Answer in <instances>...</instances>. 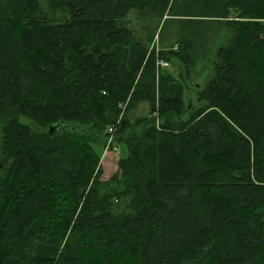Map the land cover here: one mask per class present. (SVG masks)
<instances>
[{"label": "trees", "instance_id": "trees-1", "mask_svg": "<svg viewBox=\"0 0 264 264\" xmlns=\"http://www.w3.org/2000/svg\"><path fill=\"white\" fill-rule=\"evenodd\" d=\"M154 15L168 54L129 28ZM214 32L198 106L169 60ZM0 126V264H264V0H0Z\"/></svg>", "mask_w": 264, "mask_h": 264}, {"label": "rangeland", "instance_id": "rangeland-1", "mask_svg": "<svg viewBox=\"0 0 264 264\" xmlns=\"http://www.w3.org/2000/svg\"><path fill=\"white\" fill-rule=\"evenodd\" d=\"M146 9L150 10V7H147ZM129 28L132 29L133 33H135L142 42L148 45L149 50L156 51V53L165 52L168 54L171 49L176 47L177 39L181 36L179 32L180 29L176 24L174 25L171 22H168L167 17L161 18L156 15L145 18L141 20V22L132 20L131 23H129ZM149 31L153 32L152 43L147 36V32ZM215 33L216 32L207 34L208 37L202 38L201 42L197 44L196 49L192 54V65L190 68H187L185 64L180 62L175 57L171 56L169 60L170 66L168 69L178 81L181 83L183 82L184 85L188 87L187 89H189L185 91V98L187 99L192 97L194 101L193 104L198 106L199 103H197V101L199 92L202 91L205 85L214 77L213 66L214 62L217 61L216 47L219 44L221 46L226 45V42H224L226 40L220 41L219 36L217 34L215 35ZM125 103H120V108L122 104L128 105V101ZM145 108L146 104H141L139 109L132 113V116L134 118L143 117L145 115ZM124 111H122L121 116H123ZM121 118L122 117H120V120ZM23 121L29 124L32 123L30 119H23ZM3 139L4 133L3 130L0 129V144ZM97 152L101 158L100 165L102 166L103 171L101 179L109 181L116 173H119L118 178L121 180L122 172L120 169V161L127 156L126 148L124 146H118L116 149H110L107 151L103 148ZM10 163L11 162L8 161L3 154H0V168L4 166L7 167ZM223 166L224 163L222 162L217 168L218 171L219 168L221 169ZM219 215L223 218H230L229 213H219ZM217 217L219 216L217 215L216 218ZM216 218L213 217L214 224L218 222Z\"/></svg>", "mask_w": 264, "mask_h": 264}, {"label": "built area", "instance_id": "built-area-1", "mask_svg": "<svg viewBox=\"0 0 264 264\" xmlns=\"http://www.w3.org/2000/svg\"><path fill=\"white\" fill-rule=\"evenodd\" d=\"M160 65L162 66H167L168 64L165 63V62H159ZM126 108V106H122V109L124 110ZM116 125H113L111 127H109L108 129V142H107V147L106 149H116L118 146H113V142H114V136H115V133H116Z\"/></svg>", "mask_w": 264, "mask_h": 264}, {"label": "water", "instance_id": "water-1", "mask_svg": "<svg viewBox=\"0 0 264 264\" xmlns=\"http://www.w3.org/2000/svg\"><path fill=\"white\" fill-rule=\"evenodd\" d=\"M63 130L62 126L61 125H55L51 128V131L50 133L51 134H55L57 132H61Z\"/></svg>", "mask_w": 264, "mask_h": 264}, {"label": "bare ground", "instance_id": "bare-ground-1", "mask_svg": "<svg viewBox=\"0 0 264 264\" xmlns=\"http://www.w3.org/2000/svg\"><path fill=\"white\" fill-rule=\"evenodd\" d=\"M122 106H124V104H122ZM122 106H121V108H122Z\"/></svg>", "mask_w": 264, "mask_h": 264}]
</instances>
